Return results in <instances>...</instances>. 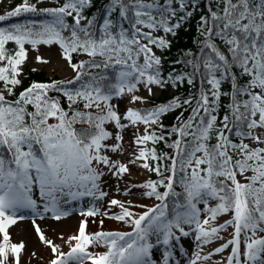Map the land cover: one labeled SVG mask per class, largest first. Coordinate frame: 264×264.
<instances>
[{
	"label": "snow or ice",
	"instance_id": "snow-or-ice-1",
	"mask_svg": "<svg viewBox=\"0 0 264 264\" xmlns=\"http://www.w3.org/2000/svg\"><path fill=\"white\" fill-rule=\"evenodd\" d=\"M41 2L23 0L13 10L0 15V22L30 13L48 17L0 27V264H21L25 245L12 242L9 234L17 219H23L22 215L18 216L21 210L31 209L41 218L43 213L51 212L54 219L60 220L68 213L59 207L57 193L72 199L83 196L102 199L108 195L100 188L102 178L110 173L119 179L129 172L128 164L106 154L120 150L119 142L123 139L120 132L129 126L121 123L122 117L111 103L114 97L138 92L139 85L151 96L154 88L167 84L175 87L185 81L189 85L199 82L195 97L189 96L183 101L173 97L168 104L143 113L128 109L123 116L132 126L145 125L144 134L134 140L136 145L167 142L173 134L177 137L168 144L171 155L160 156L155 148H142L129 161L132 164L144 161L141 167L161 177L164 172L169 173L163 179L141 185L148 189L143 195L154 197L160 203L152 207L140 205L146 210L136 213L130 210L133 207L130 201L111 199L109 205L119 206L121 212L110 218L129 224L133 230L89 234L86 232L88 221L83 220L78 233L69 238V244L75 243L66 253L36 226L39 239L51 249L54 258L50 264H157L152 257L158 246L163 248L161 264H170L172 260L181 264L188 256L180 243L181 237L190 235H194L198 250L188 258L187 264L208 261L229 245L233 247L227 264H264V237L257 236L258 232H264V147L253 148L244 142L252 140L264 145V139L256 134V129H264V0H213L217 10H212L210 4L209 14L201 16L197 26L204 38L199 55L189 51L192 59L174 62L190 66L191 71L173 69L166 77L161 71V57L153 49L164 51L171 47L166 37L175 36L182 22L192 16L187 9L190 4L195 6L193 0H165L164 3L109 0L103 9L99 34L93 30L96 18L83 15L92 0H65L60 7L38 8ZM174 2L185 15L172 23L178 11L173 7ZM117 9L119 19L114 20L112 16ZM67 17H72L71 24ZM160 31L165 35H154ZM65 32L70 34L65 36ZM217 40L225 46L223 50ZM10 42L16 45L14 52L6 48ZM52 44L62 49V58L77 72L76 77L67 82H32L17 95L16 88L22 84V66L28 59L25 45L37 50L39 45ZM77 52L91 59L72 63V54ZM36 61L48 63L39 55ZM92 68L117 71L112 78L100 73L83 80L88 76L87 69ZM233 68H238L241 76L249 77L246 83L239 82ZM77 82V87H68ZM225 83L230 84V92L222 91ZM50 92H59L67 98V110ZM225 96L229 103L224 105L226 112L221 118V98ZM193 100L195 106L190 116L186 120L177 117L179 126H173L168 137L149 130L163 115L185 105L192 106ZM79 101H83L85 111L73 109ZM137 101L143 102L144 98L132 95L131 102ZM93 107L96 114L87 111ZM77 123L88 127L77 131L74 127ZM106 123H114L117 129L115 144L105 143L113 139V133L104 127ZM160 128L163 129L162 124ZM213 133L214 144L209 143ZM232 136L239 138V142H234ZM149 159L156 162L154 167L147 162ZM162 160L168 163L162 164ZM249 171L253 175L245 176ZM238 175L247 182L241 183ZM174 185L182 187L183 193H177ZM158 186L165 191H158ZM34 187L45 200L43 213L36 211L38 205L31 195ZM212 200L218 201L215 207L209 206ZM199 204L205 205L203 219ZM228 213H232V219L206 227L218 216ZM99 214L95 206L80 212L86 217ZM229 226L234 229L232 238L202 256L203 247L214 240H223L220 232ZM93 245L103 246L107 251L90 252ZM177 253L180 259H175Z\"/></svg>",
	"mask_w": 264,
	"mask_h": 264
},
{
	"label": "rangeland",
	"instance_id": "rangeland-1",
	"mask_svg": "<svg viewBox=\"0 0 264 264\" xmlns=\"http://www.w3.org/2000/svg\"><path fill=\"white\" fill-rule=\"evenodd\" d=\"M28 48V59L25 63V69L38 67L46 71L47 75L53 76L58 75L60 77H67L72 74V67L66 59L62 58V49L57 44L52 45H39L37 50H33L31 45H27ZM43 57L48 63H37V56ZM144 98V101H137L135 103L131 102V96L133 94L125 93L123 96L115 100V109L121 115V123L129 125L125 127L121 132L123 139L120 141L121 148L118 152H107L113 160H119L121 163L128 164L129 172L122 174V176L117 179L115 176L108 173L107 169L104 171L106 174L100 181V188L102 191L107 192L108 195L102 199H96L91 196H83L76 199H72L68 195H61L57 193L59 198V207L68 213L67 216L62 217L60 220L53 218L52 213H43V200L40 196L39 189L34 187L32 190V198L37 202V212L43 213V218L36 215L31 209H23L18 214L23 216V219H17V223L9 228V234L11 240L14 243L23 242L25 248L21 253V264H50L51 259H53V254L48 245L39 239V234L36 232V226H39L41 231L45 234L47 239L52 240L56 245H58L63 252L70 251L71 246L74 245L68 243L69 238L78 233V228L81 221L87 220L88 226L86 232L91 234L101 231H121V232H131L132 226L127 223L111 219L110 217L115 214H119L121 209L119 206H110L109 201L111 199H118L121 201H130L133 207L130 208L131 211L136 213H142L146 208L139 207L140 205H145L147 207H152L155 205L156 201L151 197L143 195L148 189L141 187V185L146 183L148 178L147 169L141 167L140 165L144 161L137 160L135 164L129 163L130 160L135 159L139 154V151L144 145L134 144V140L137 136L142 135L143 127L138 124L132 126L129 121L124 120L123 116L128 109L133 106H140L141 104H149L148 92L143 85L139 86V91L135 92ZM161 95L160 88H154L153 95L158 97ZM113 128V139H109L105 143L111 145L117 143L114 136L117 133L115 125H111ZM130 189V191H128ZM127 192V194H125ZM98 195V194H97ZM95 206L99 209L100 214L92 217H86L80 215V212L87 211L91 207ZM107 212L108 215H103ZM231 216V215H230ZM227 214L220 215L216 221L210 222L209 226H216L218 224H223L226 220L230 219ZM205 217V213L201 212V219ZM103 220V224L100 221ZM233 228L229 226L225 231L220 232L223 240H214L212 243L207 244L203 247L201 255H208L216 247H219L222 243L226 242L228 239L232 238ZM257 236L261 237V232L257 233ZM62 237V238H61ZM0 241H2V234H0ZM187 252L188 256L181 260V264H187V260L191 257L198 249L196 247L197 242L194 239V235L189 237H181V241ZM232 245H229L223 253H218L212 255L211 259L208 261H198V264H227V257L231 254ZM244 234H241V259H243L244 252ZM90 252L103 253L107 249L103 246L97 247L95 245L89 248ZM163 248L158 246L153 250V259L157 261V264H161ZM35 253V255H33ZM180 254L177 253L175 259H180ZM90 264V262H89ZM170 264H175V260L170 261Z\"/></svg>",
	"mask_w": 264,
	"mask_h": 264
},
{
	"label": "trees",
	"instance_id": "trees-1",
	"mask_svg": "<svg viewBox=\"0 0 264 264\" xmlns=\"http://www.w3.org/2000/svg\"><path fill=\"white\" fill-rule=\"evenodd\" d=\"M22 2H23V0H0V15H4L8 11L13 10L17 5H20ZM30 2L35 3L36 0H30ZM149 2H150V0H149ZM164 2H165V0H161V3H164ZM193 2L195 4V6L193 7L190 4L188 9H187V11L192 12V16L187 18L184 22H182L181 27L179 29H177L176 35L173 36V38H171V39L167 38L171 43V47L167 50H164V51H161L159 49H157L158 51H155V48L153 49V51L156 52V55L161 57V60H162L161 71L163 72L165 77L167 76V74L169 72L173 71V69H175L177 72H179V71H184V72L191 71L190 66L185 67V65L183 63H174V62L186 61L188 59H192L193 57L188 55L189 51H191L195 55H199V48L201 46V42L204 39L200 35V33L198 31V27H197L199 20H200V17L206 16L209 14L208 13V6L210 4L212 5V10H214V11L217 10L215 7V4L213 3V0H193ZM63 3H65V0H42L41 3L37 4V7L38 8L60 7L63 5ZM108 3H109V0H92L91 6H88L84 9V12H83L84 16H87L88 19H93L94 17L96 18V24L94 25L93 30L97 31V34H99L98 29H99L100 23L102 22V19H103V9L105 8V6ZM175 4L176 3L174 2L173 7H175ZM176 8L178 10L177 16L172 19V23H175L177 20H179L180 16L185 15V12L180 11L179 7H176ZM112 18L114 20L119 19V9H117V11L113 13ZM45 19H48V17L43 15V14L37 15L34 13H30V14L22 15L20 17H13L10 20L0 22V27H9L15 23H28L32 20L42 21ZM66 19H67V22L70 24L73 22L72 17H67ZM86 23H87V21H82V24H86ZM127 26L128 25L125 24V27H127ZM69 34H70L69 32L64 33L65 36H67ZM154 35L162 36L158 32L154 33ZM217 43L220 45L222 50L225 48V46L222 44V42L217 40ZM25 47L28 50L27 45H25ZM6 48L9 50V52H14L16 50V45L14 43L10 42L8 45H6ZM90 59L91 58L89 56H87L86 54H81L79 52L72 54V63H79L80 61H87ZM96 59L99 60L100 57H96ZM26 61H25V63H26ZM140 62L141 63L143 62V57H141ZM25 63L22 66L23 75L20 77V79L22 80V84L16 88V94L17 95L25 87L29 86L32 82H40V83H48L51 81L67 82L70 79H74L77 75V72L72 69V74L67 76V77H60L58 75L49 76V75H47L45 70L38 68V67L25 69ZM87 71H88V76H84L82 78L83 80H87L89 78V76L97 75L100 73H106L109 76V78H112L114 76V73L117 71V69L109 68V69L105 70V69L92 68V69H87ZM233 71L237 72L238 79H239V82L241 84L246 83L247 80L249 79V77H247V76H241L239 74L240 70L238 68H233ZM78 84H79V82H77L76 85H68V87L69 88L77 87ZM198 90H199V82L198 81L196 82L195 85H189L185 81L184 83L178 84L175 87H173L171 84H167L161 88V95L160 96H158V97L150 96L148 98V100L150 101L149 105L141 104L140 106H133V107H131V109L139 110L143 113L147 109H151V108L157 107L159 105L168 104L169 102H171L173 100V97H179L181 101H183L185 98H187L189 96L195 97L196 94L198 93ZM222 91L230 92L231 91L230 84L225 83L224 85H222ZM256 91H259V89H257ZM49 95L54 97V98H58L60 100L61 105L67 110L68 101H67L66 97H64L59 92H50ZM133 95H137V94L133 93ZM138 96H140V95H138ZM116 99H117V97H114L112 102H111L114 106V109H115V105H114L113 101ZM227 103H229V98L227 96L222 97L221 98V107L219 110V115L221 118L223 117V115L226 112V108L224 107V105H226ZM194 106H195V101L193 100L192 106L185 105L184 107L176 108L175 110L166 113L165 115H163L161 117L159 123L151 125L149 130L156 132L158 135H165L166 137H168L169 132L173 128V126H179V122L177 120V117H181L182 120H186L190 116L191 109ZM73 109L85 111V109L83 108V101H79L77 104L73 105ZM30 110H31V108H30ZM87 111L92 112L93 114H96V109L94 107L91 109H88ZM181 113H183L182 116H181ZM54 122H55L54 120L50 121V123H54ZM113 124L114 123H106L104 125V127L107 131L113 133V128L111 126ZM161 124L163 125V129L160 128ZM217 124H219V120L217 121ZM140 125L143 127V132H142V135H143L144 130H145V125L142 123ZM74 127L76 128L77 131H79L81 128H87L88 125L82 124V123H77L74 125ZM256 134L260 135L261 138L264 139V129H256ZM212 135H213V139L209 143L214 144L215 143V138H214L215 133H213ZM176 138H177L176 135L173 134L170 136V138L167 139V142H165V141H160L158 143H153L151 141L146 142V144H144V149L155 148L157 154L160 156H163L164 154L171 155L172 149H170L168 147V144L171 143ZM230 138L234 142H239V138H237L235 136H232ZM244 142L248 143L253 148L264 147V145H258L256 143H254L252 140H245ZM147 162L150 165H152L153 167L155 166V163H156V162L152 161L151 159H149ZM161 163L167 164L168 161L162 160ZM147 174H148V178H149L148 181H158L160 179H163L167 175H169V173L164 172V177H161V176H158L154 171H149V170H148ZM251 175H253V173L251 171L245 173V176H251ZM219 179L223 180L224 178L220 177ZM237 179L240 180L241 183L247 182V181H245L244 177L239 176V175L237 176ZM174 189L177 193H183V188L180 187L179 185H174ZM158 191L163 192V191H165V189L163 187L158 186ZM152 198L156 201L157 204L160 203L154 197H152ZM169 199L171 200L172 197H170ZM217 203H218V201L212 200L209 202V206L215 207ZM198 207L201 209V212L203 213V209L205 208V205L199 204ZM170 210H171V205H170ZM227 215H229V216L231 215L230 219H232V213H228ZM262 226H264V225H262ZM185 227H186V230H188L187 226H185ZM261 237H264V232H261Z\"/></svg>",
	"mask_w": 264,
	"mask_h": 264
}]
</instances>
